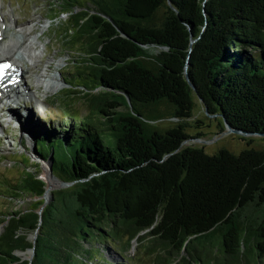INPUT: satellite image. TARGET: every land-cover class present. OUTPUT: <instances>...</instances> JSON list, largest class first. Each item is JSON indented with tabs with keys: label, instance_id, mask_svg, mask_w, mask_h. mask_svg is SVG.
<instances>
[{
	"label": "trees",
	"instance_id": "16d2710c",
	"mask_svg": "<svg viewBox=\"0 0 264 264\" xmlns=\"http://www.w3.org/2000/svg\"><path fill=\"white\" fill-rule=\"evenodd\" d=\"M68 1L79 61L61 76L88 115L23 132L70 186L41 215L42 201L0 211V264H109L103 249L129 263L133 243L154 264H264V153L185 146L195 99L233 129L264 133V0ZM166 114L177 124L162 132L153 123ZM36 177L1 175L0 198L41 197ZM31 249L30 261L15 256Z\"/></svg>",
	"mask_w": 264,
	"mask_h": 264
},
{
	"label": "rangeland",
	"instance_id": "374dc122",
	"mask_svg": "<svg viewBox=\"0 0 264 264\" xmlns=\"http://www.w3.org/2000/svg\"><path fill=\"white\" fill-rule=\"evenodd\" d=\"M65 1V2H64ZM72 2L68 0H0V13L3 14L0 25L10 26L14 29L15 26L23 27L26 24L33 23V35L38 36L39 43L34 47L38 55L37 69L31 70L28 77L32 80H27L31 88V101L13 105L9 109L3 111L4 120L0 121V176L5 175L8 180H18L25 171L24 167L34 168L36 165L22 166L20 163H13V160L20 158L15 157L18 151L28 150L27 144L28 134L23 132L25 125L32 124L43 127L50 131L59 129L69 119L83 120L88 115V110L85 101L82 100V94H71V90H79L74 82L71 85H66L62 82L60 73L75 72L76 61H79L77 47L67 46L66 42L72 32L65 34L70 27L68 25L67 16L63 13L72 10L69 5ZM91 9L92 4L87 2L82 4ZM77 7V6H75ZM77 8H74L76 10ZM166 10L160 8L157 10L154 22L159 24L165 15ZM12 17L14 22L12 23ZM69 26V27H68ZM45 71V77H56L63 83V88L54 92L46 91L42 86H37L34 76ZM25 100V99H24ZM195 109L193 118L189 121L190 128L187 129V134L192 137L186 145L203 148L208 155H214L219 150L225 149L230 153L238 154L246 149H254L264 153V138L250 136L249 138H240L234 134H226L222 132L218 119H208L205 116L203 105L194 100ZM163 111V108H161ZM164 112V111H163ZM199 122L200 124H197ZM160 131H166L173 128L177 124V120L165 115L160 121L153 123ZM197 125V126H196ZM56 129V131H57ZM25 142V143H23ZM30 142V141H29ZM34 155V153L32 152ZM35 156V155H34ZM36 157V156H35ZM38 158V157H37ZM21 160V159H20ZM45 167L47 169V163ZM38 167V166H37ZM33 172L32 170H30ZM42 174L39 168L36 173ZM42 176V175H41ZM47 179H49L46 174ZM70 186L65 183H54L52 189H58L62 185ZM52 191H50L51 193ZM36 199H23L14 204H6L0 198V211L10 213L25 210L30 207L28 203ZM51 201V199H49ZM49 201V202H50ZM3 228L0 227V234ZM34 234H29L27 239L32 241ZM101 248V247H100ZM129 263L119 262L114 253L99 250L97 254L98 260L108 261L109 264H154L152 260L141 253V248L137 243H133L129 254ZM15 256L21 261H29L33 255L27 252H16ZM97 260H93L91 264H97ZM100 264H105L100 262Z\"/></svg>",
	"mask_w": 264,
	"mask_h": 264
},
{
	"label": "bare ground",
	"instance_id": "6f19581e",
	"mask_svg": "<svg viewBox=\"0 0 264 264\" xmlns=\"http://www.w3.org/2000/svg\"><path fill=\"white\" fill-rule=\"evenodd\" d=\"M3 14L0 13V23L2 22ZM14 18L12 17V23ZM35 21L30 24H26L23 27L15 26L11 29L10 26L0 25V60H8L11 62V66L16 72L20 71V84L16 88H12L9 95L6 97L5 102L8 107L12 104L18 105L22 103L24 99L31 101L30 89L24 83V79L28 78L31 70L37 69L38 55L34 47L39 43L38 36L33 35L32 25ZM41 73H37L34 76V80L37 86H42L46 91L54 92L63 88V83L56 79V77H45V71L41 69ZM50 184L46 188V196L48 197L52 187L54 186L53 178L48 173Z\"/></svg>",
	"mask_w": 264,
	"mask_h": 264
},
{
	"label": "water",
	"instance_id": "95a60500",
	"mask_svg": "<svg viewBox=\"0 0 264 264\" xmlns=\"http://www.w3.org/2000/svg\"><path fill=\"white\" fill-rule=\"evenodd\" d=\"M193 42V41H192ZM185 78H186V81L189 85V87L194 91V87L193 85L189 82V79L187 77V75L185 74ZM198 101L203 105V101L201 99H198ZM204 111H205V116L208 117V119H218L220 122H219V125H220V128L222 130V132L226 133V134H234L236 136H239L240 138L244 139V138H249L250 136H257V137H261V138H264V133H247V132H244V131H241V130H238V129H233L231 128L225 121L224 118H222L221 115H210L207 111V109L204 107ZM222 119V120H221ZM258 151V150H257ZM15 157H18L20 159L18 160H13L12 162L15 163V165H18L16 164L17 162L20 163L23 167L24 166H28V165H36V167L34 168H31V167H24L25 168V171L27 172H30V173H33L35 175H37V179H39L40 181H43L46 186H45V190L42 194L41 197L39 198H36L35 201H42V204L38 210V214L41 215L43 209L45 208L46 205H48L49 203V199H52V192L55 191V190H58V189H61L63 188L64 186L62 185L60 188L58 189H52L51 193L49 194V196L47 197L46 196V188L48 187V185L50 184V181L47 179L46 177V174H47V169L45 167V163L43 160L35 157L33 154H32V151H29L28 150H24L23 151H18L16 156ZM38 166V167H37ZM41 169L42 170V174H39L38 172L36 173V171L38 169ZM30 170H32L33 172H31ZM42 175V176H41ZM53 183H58V181H53ZM60 183V182H59ZM35 238H36V234H34V237L32 238V242L34 243L35 241ZM29 253H31V255H33V249H31L29 251ZM30 260H31V257H30ZM29 260V261H30Z\"/></svg>",
	"mask_w": 264,
	"mask_h": 264
}]
</instances>
